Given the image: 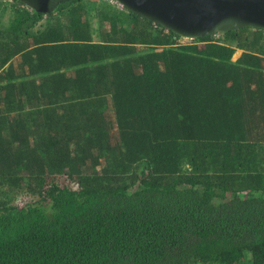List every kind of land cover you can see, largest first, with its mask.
<instances>
[{
    "label": "trees",
    "instance_id": "1",
    "mask_svg": "<svg viewBox=\"0 0 264 264\" xmlns=\"http://www.w3.org/2000/svg\"><path fill=\"white\" fill-rule=\"evenodd\" d=\"M179 39L0 2V264H264V30Z\"/></svg>",
    "mask_w": 264,
    "mask_h": 264
},
{
    "label": "water",
    "instance_id": "2",
    "mask_svg": "<svg viewBox=\"0 0 264 264\" xmlns=\"http://www.w3.org/2000/svg\"><path fill=\"white\" fill-rule=\"evenodd\" d=\"M42 14L70 0H13ZM126 10L180 38L194 40L242 28L264 30V0H117Z\"/></svg>",
    "mask_w": 264,
    "mask_h": 264
},
{
    "label": "rangeland",
    "instance_id": "3",
    "mask_svg": "<svg viewBox=\"0 0 264 264\" xmlns=\"http://www.w3.org/2000/svg\"><path fill=\"white\" fill-rule=\"evenodd\" d=\"M113 7L118 8V6H113ZM118 9H120V8H118ZM91 22H92V26H93V30H94L95 40H100L99 34H100V31H101V24L97 20L96 17H93L92 20H91ZM189 41H187V40H178V43H180V44L181 43H188ZM241 52L242 51H237L236 52V54L234 56V60H236L240 56ZM31 201H32L31 197H28V196L27 197H24V196H22L19 200H17V203H19V204H25V203L31 202Z\"/></svg>",
    "mask_w": 264,
    "mask_h": 264
},
{
    "label": "built area",
    "instance_id": "4",
    "mask_svg": "<svg viewBox=\"0 0 264 264\" xmlns=\"http://www.w3.org/2000/svg\"><path fill=\"white\" fill-rule=\"evenodd\" d=\"M110 5H113V6H118V8L120 9H123L122 5L119 4L116 0H102ZM179 40H187L189 41V39H179ZM180 44V43H179ZM181 44H185V43H181Z\"/></svg>",
    "mask_w": 264,
    "mask_h": 264
},
{
    "label": "clouds",
    "instance_id": "5",
    "mask_svg": "<svg viewBox=\"0 0 264 264\" xmlns=\"http://www.w3.org/2000/svg\"><path fill=\"white\" fill-rule=\"evenodd\" d=\"M5 1H8V2H12L13 0H0V2H5ZM102 1V0H101ZM117 1V0H116ZM118 2V1H117ZM119 3V2H118ZM120 4V3H119ZM123 7V6H122ZM124 8V7H123ZM121 10V9H119ZM180 39H184V38H180Z\"/></svg>",
    "mask_w": 264,
    "mask_h": 264
}]
</instances>
